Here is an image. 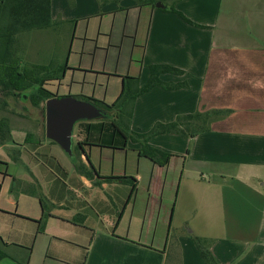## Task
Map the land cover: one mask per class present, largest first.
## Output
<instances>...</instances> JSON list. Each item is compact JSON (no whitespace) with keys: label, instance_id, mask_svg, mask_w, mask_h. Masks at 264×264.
I'll return each mask as SVG.
<instances>
[{"label":"crops","instance_id":"0c3cea01","mask_svg":"<svg viewBox=\"0 0 264 264\" xmlns=\"http://www.w3.org/2000/svg\"><path fill=\"white\" fill-rule=\"evenodd\" d=\"M115 1L109 13L118 25L112 34L129 40L128 71L74 67L68 61L71 70L88 77L49 89L59 97L85 96L111 105L120 98L125 77L137 78L142 88L151 66L166 65L183 73L160 80L183 87H156L140 96L132 132L145 134L158 123L198 112L226 115L193 139L152 138L150 146L172 155L167 166L142 156L141 144L125 143L107 122L76 125L74 148L88 136L93 143L84 147L90 163L81 155L87 166L102 178L137 180L130 201V185L96 186L79 174L42 133L45 119L33 129L9 124L13 142L0 145V203L6 200L8 206H1L0 214L27 226L11 225L0 236L32 247L30 264H205L194 238L207 242L219 264H264V0H159L155 7ZM38 196L53 205L40 234ZM35 203L42 211L34 210ZM77 215L84 217L82 226L73 222ZM184 227L189 232H182ZM50 232L55 234L45 243Z\"/></svg>","mask_w":264,"mask_h":264},{"label":"trees","instance_id":"16d2710c","mask_svg":"<svg viewBox=\"0 0 264 264\" xmlns=\"http://www.w3.org/2000/svg\"><path fill=\"white\" fill-rule=\"evenodd\" d=\"M139 6H154L159 0H135ZM179 0H172L175 3ZM165 11H168L166 8ZM189 24H193L181 12L170 9ZM64 21H57L53 14V0H0V92L7 97H23L28 100L33 107L41 108L45 112L46 102L58 98L49 87L53 83H60L64 80L68 67V58L61 63L56 57L42 61L41 63H31L26 60L27 41L31 35L38 32L56 30ZM76 21H74L75 23ZM77 23V22H76ZM74 40V37L72 38ZM70 55V52H69ZM68 55V56H69ZM183 71L166 65H154L150 67V80L145 87L139 86L137 78L125 77L123 90L120 98L114 104H107L93 98L78 96L79 100L91 101L97 107L103 109L108 118L96 121H83L77 125H88L94 122L109 123L113 127L115 135H119L125 143L132 141L141 144L140 154L149 158L160 166H167L172 155L150 146L152 138L161 135H178L188 139H193L200 134L210 131L211 124L216 118L223 117L225 111H211L206 113L198 112L193 115L181 116L172 123L156 124L153 129L145 134H138L131 131V122L134 114V107L137 99L156 87H163L174 90L181 85L165 84L160 80L164 74L181 75ZM7 106V105H5ZM228 114L230 112H227ZM226 115V114H225ZM88 136L85 142H80L74 148L75 158L72 159L76 171L94 181L96 186H100L104 181H115L119 184L131 186L129 201L135 196L138 190L136 179L112 177L102 178L92 165L87 166L81 159L85 146H92L93 143ZM13 142L10 125L7 120L0 119V145ZM56 144L55 142L51 141ZM99 144L101 142H98ZM90 163V158L86 154ZM20 162V159H15ZM39 197V196H38ZM43 217L39 224L38 233L45 230L46 221L51 216L53 205L45 198L39 197ZM73 222L78 226L84 224V217L77 215ZM205 264H219L211 253L207 242L201 238H194ZM33 249L13 243L6 242L0 236V262L11 259L19 264H30Z\"/></svg>","mask_w":264,"mask_h":264},{"label":"rangeland","instance_id":"374dc122","mask_svg":"<svg viewBox=\"0 0 264 264\" xmlns=\"http://www.w3.org/2000/svg\"><path fill=\"white\" fill-rule=\"evenodd\" d=\"M114 2L116 1L53 0L54 17L59 22L64 21V24H60L56 30L31 35L26 43V60L31 63H41L56 57L58 62L63 63L68 58L69 66L90 68L94 65L95 68L106 69L109 72H115L117 69L127 72L130 68L129 40L124 39L121 34L117 35L116 31L112 34L113 29L118 25L114 23V14L109 13ZM86 77H88L86 72L69 70L64 80L66 84H71L74 79L83 82ZM54 90L56 91L57 87ZM65 90L66 86L61 89V94H65ZM0 119L7 120L13 128L20 130L25 127L33 129L39 124V119L45 123L46 117L43 109L33 107L25 98L7 97L0 92ZM44 132L46 130L43 129L42 133ZM14 139L20 142V135L16 131ZM64 154L70 160L65 152ZM1 206L6 208L7 201H2ZM38 207L42 211L40 204L35 203L34 210L38 211ZM12 219L0 214V235L8 234L7 232L12 230L11 225L27 226V224H16V220ZM186 231L189 232L185 227L182 228V232ZM53 234L55 233L50 232V235L42 238L43 241L49 242Z\"/></svg>","mask_w":264,"mask_h":264},{"label":"water","instance_id":"95a60500","mask_svg":"<svg viewBox=\"0 0 264 264\" xmlns=\"http://www.w3.org/2000/svg\"><path fill=\"white\" fill-rule=\"evenodd\" d=\"M164 8V6H159ZM46 137L75 158L73 135L75 126L83 121L107 119V113L91 101L73 96L53 98L46 102Z\"/></svg>","mask_w":264,"mask_h":264}]
</instances>
